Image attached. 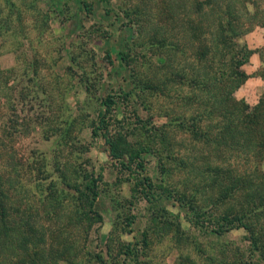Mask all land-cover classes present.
Here are the masks:
<instances>
[{
	"label": "rangeland",
	"instance_id": "rangeland-1",
	"mask_svg": "<svg viewBox=\"0 0 264 264\" xmlns=\"http://www.w3.org/2000/svg\"><path fill=\"white\" fill-rule=\"evenodd\" d=\"M217 1L225 44L206 62L209 44L169 39L197 19L172 1L0 0V176L25 232L12 264H264V226L251 250L216 223L238 197L264 208V0ZM107 96L116 155L93 134ZM91 176L98 217L75 202Z\"/></svg>",
	"mask_w": 264,
	"mask_h": 264
},
{
	"label": "trees",
	"instance_id": "trees-1",
	"mask_svg": "<svg viewBox=\"0 0 264 264\" xmlns=\"http://www.w3.org/2000/svg\"><path fill=\"white\" fill-rule=\"evenodd\" d=\"M164 1L165 2L168 1V3L172 1L174 4H177L178 6H180L179 9L182 6L184 7V9L185 8L188 9V11H184L183 15L181 14L180 17L188 19L191 13L197 15L196 16L197 19H194V20L189 19L187 21L183 20V22L180 21V18L178 16L177 22L172 27L173 29L171 28L173 32L171 31V35L169 39L174 38L177 35V33H180L182 38L178 39L179 36H176V38H174V39H177L174 42L175 44H177L178 40L180 39H183L184 43H191V45L193 43H199V42L201 44L202 43L209 44L210 45L209 50L211 51L212 55L209 53L207 54V52H205L204 54L206 56L208 55L209 56L208 58H210V60H205V61L211 62V60H213L215 57L214 53L219 52L216 50L218 45H221L220 43L225 44V42L223 41L219 42V39H221L220 33H222L225 30L223 22H222L223 19H221L218 16L214 17V12H213L216 9L215 2L217 0H164ZM150 7H153V6H150ZM167 7H168V4H167ZM204 8H207V10L206 9L204 10ZM135 11L137 13V10ZM230 11L231 10H228V13H230ZM132 13H133V9L132 11L130 9V14L129 12L128 13L126 12V15L128 17L130 16L129 21H131L132 25L134 24L138 25L139 28L137 29V31L139 34V31H141V26H142L140 23L142 17L137 14H134V16H131ZM171 13L173 12L171 11ZM174 15L176 16L177 14H174ZM230 16L232 18L229 17V19H225V20L227 22H230V26L228 27L232 29L233 33L231 32V34L233 36H238V34L240 33V29L242 30V26H240V23L237 20L238 19L237 15L232 16V14L230 13ZM202 21H204L205 24H203ZM216 26H220L219 33L217 30H215L216 32L213 31V27L215 28ZM248 29L249 28L247 29L243 28V31H246ZM217 35H218V38H217ZM162 40H166V37L163 36ZM233 44L238 48V52L236 54L233 53L232 63L237 67V75H240V77H242L240 66H242L243 63H245V61L247 60V54L246 52L242 51L240 47L237 46L236 42H234ZM123 59H125L124 55H123ZM104 105L107 106L106 112L103 115H101L99 119V123H97L95 129H93V134L95 136L97 135L101 136L104 139V142L109 146L110 154L116 155L118 153H121L117 145L118 144L117 142H120L121 139L114 140L111 137V134L109 131V119L107 118V115H106V114H109L112 110L111 108L112 96H107L106 100L104 101ZM137 149L138 150L136 154H134L133 158H138V159L140 158V161L137 165L141 168L140 171H144L145 170V167L143 165L144 158H143V155L141 156V154L145 150H143L144 148L141 146L138 147ZM146 179L150 180L148 176H146ZM8 181H9L8 176L6 175L0 176V235L2 237V240L0 241V264H10V263L12 264L13 257L16 254L12 255L11 253L13 249H16V247L18 249L17 245H19V243L17 242H20L21 240L20 236L25 234V232L22 230V224L17 223V222L14 223L11 220H9L10 217H12V212L10 211V207H8V205L13 201L10 198L9 193H8V186L6 185ZM8 185L10 184L8 183ZM94 185H95V181L92 177V180L88 182V184H86L85 190H80L75 186L74 191L77 192L75 202H79V204L81 205L85 201L87 203L86 205L90 209L89 211L90 214L92 213L91 215L93 217L94 216L98 217V214H93L96 212L95 210L93 212V204H94V198L97 195ZM149 185L151 187L150 182H149ZM236 188L237 187H234V188L231 187L232 190L229 192L222 191L221 198L229 201V204H230V201L232 199L234 200L235 198H237V194L239 193L238 191H236ZM218 200H219V197H218ZM234 202H235V205L233 204L234 206L233 205L229 206L228 209H221L216 213V218L218 221L216 222L217 231L225 232V231H230L234 228H243L247 233L246 239L249 242V246H251V250H253L254 247L258 248L259 247L258 243L262 239L256 236L255 228H257L258 230H261L262 232L263 226H264V225L259 226L261 225L260 219L264 217V208L263 209L260 208L262 205L261 201L255 204L253 208L249 206V198H241V197L239 198L238 197V200L236 201L234 200ZM203 223L204 222H202V224ZM9 233L15 235L13 239L11 238V236H9ZM18 251L20 252V250ZM247 264H251V263L248 262Z\"/></svg>",
	"mask_w": 264,
	"mask_h": 264
}]
</instances>
